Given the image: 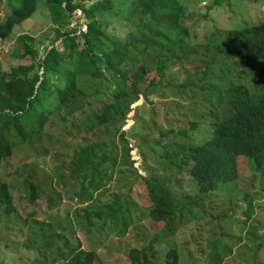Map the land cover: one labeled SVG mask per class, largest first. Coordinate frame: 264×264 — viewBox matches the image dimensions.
<instances>
[{"label":"trees","instance_id":"1","mask_svg":"<svg viewBox=\"0 0 264 264\" xmlns=\"http://www.w3.org/2000/svg\"><path fill=\"white\" fill-rule=\"evenodd\" d=\"M45 2L55 24L51 42L39 53L33 36L28 32L19 33L13 53L19 58L29 55L31 62L0 70V167L15 147L8 129L14 127L21 142H31L44 131L45 122L54 119L60 110L68 108L67 113H70L81 109L82 112H78L81 122L74 124L87 128L80 127L84 133L81 132V139L76 142L67 168L69 177L81 176L80 188L75 193L91 199L81 206L83 225L101 228L108 220L119 217L125 226L130 220L122 211L129 210V205H125L128 201L117 195L101 197L104 191L101 187L105 179L111 178L115 160L109 166L95 161L93 155L100 144L87 136L88 129L109 126L116 123L117 118L123 119L124 109L129 110L123 97L137 99L142 93L145 100L152 103L149 90L162 83L175 86L180 94L184 92L186 96L176 95L185 97L189 104L188 125L175 129L170 122L158 126L153 119L154 130H143L145 141L160 138L155 139L156 145H160L158 156L162 171L159 175L152 170L140 173L136 167L129 171L131 176L140 178L139 189L147 205L144 214L152 221L162 222L160 232L156 230L147 244L128 246L127 260L106 264H156L154 239L166 232L172 233L177 225L173 222L178 208L188 207L193 216H198L200 211L202 215L208 214L205 223L211 230L218 231L219 220L225 218L226 208L232 203L233 187H229L232 180L240 189L257 186L258 199L263 196L264 182L251 181L247 186L243 182L252 177L249 172L254 173L258 182L264 178V8L249 24L224 29L213 26L210 36L204 41H195L193 27L185 22L192 10L182 0ZM223 3L224 0H212L207 5L212 8ZM229 5L232 6L230 2ZM36 6L37 0H19L0 22V36H7L13 25L30 16ZM77 7L83 10L87 25V29L80 32H76V26H70L71 13ZM105 11L114 16L110 23L100 22L97 16ZM198 13L199 17L206 15ZM57 40L62 43V49L55 44ZM143 51L144 58L136 65L134 59ZM176 68L197 75L196 80L175 81L171 72ZM152 70L155 75H150ZM89 84L93 87L87 86ZM191 98L194 103L190 105ZM172 101L165 104H180ZM150 116L152 119L154 115ZM170 132L189 139L167 141ZM99 158L103 161L105 155ZM162 174L164 179H160ZM186 174L193 177L194 190L199 196L188 195L180 204L172 195L166 177ZM39 183L25 179L31 200L39 198ZM12 194V185L0 173V205L6 215L18 210ZM45 198L51 205L54 198L51 195ZM195 199L201 200L199 210L195 208ZM217 199L226 205L218 207ZM258 199L251 213L246 212L249 209L246 207L235 221L248 226L251 244L259 249V259H264V232H259L261 226L258 225L264 216L261 215L263 210L256 216L261 205ZM35 212L33 208L29 214ZM190 228L192 236L200 238L204 255L212 238L197 233L198 224ZM36 233H39L35 246L38 253L28 264H92L96 259L94 249L80 247L79 242L74 243L51 222H40ZM212 241L217 243L216 239ZM180 259L179 248L174 244L166 249L163 264H179ZM222 259L229 263L227 255L211 251L204 259L198 257L197 262L219 264Z\"/></svg>","mask_w":264,"mask_h":264},{"label":"rangeland","instance_id":"2","mask_svg":"<svg viewBox=\"0 0 264 264\" xmlns=\"http://www.w3.org/2000/svg\"><path fill=\"white\" fill-rule=\"evenodd\" d=\"M18 1L0 0V22ZM210 1L212 0H182L192 10L185 18V22L193 27L195 41H204L210 36L213 26L224 29L249 24L256 20L255 17L264 8L262 7L264 0H224L225 4L209 8L207 3ZM82 12L83 10L80 12L77 9L71 13L70 26H73L75 18L78 21L84 17L85 20ZM197 12L206 13V15L199 17L200 14ZM97 16L102 23H110L114 17L108 11L98 13ZM54 26L45 0H37L36 9L30 16L15 23L7 36H0V70H8L19 63L31 62L29 55L19 58L13 53L19 33H30L36 41L39 53H42L55 34ZM55 44L60 49L63 48L60 40H57ZM140 56L134 59L136 65L141 58H144V51ZM174 71L171 75L175 81L196 80L197 78V75H190L186 69L176 68ZM150 75H155V70L150 71ZM52 79L56 83L53 75ZM87 86L93 87L91 84ZM176 94L186 96L184 92L182 94L177 92L175 86L162 83L150 88L149 96L152 100L150 104L142 93L137 99H132L131 96L123 97V103L129 104V110L124 109L123 119L117 118L116 123L109 126L104 124L90 128L92 130L88 129L86 133L91 140L99 141L100 145L96 154L93 155L96 162L101 161L103 165L109 166L115 160L111 178L107 181L105 179L101 187L104 190L101 197L110 198L117 195L128 201L125 205H129V210L123 209L122 211L130 220L125 226L119 217L108 220L101 228L97 226L87 228L83 225L84 217L81 206L86 205L91 199H85L84 195L79 196L75 193V190L80 188L81 176L75 174L72 178L69 177L67 168L69 159L75 152L76 142L81 139V132L84 133L80 127L87 128L85 125L76 127L74 124L81 122L82 116L78 113L82 112L81 109L70 113H67L68 108L60 110L57 112L59 114L54 115V119L45 122L44 131L38 137H33L31 142H21L15 128L8 129L7 134L15 141V147L13 153L0 167V173L12 185L13 201L18 210L6 215L3 206L0 205V264H28L34 261L38 253L35 248L36 241L39 240V237H36L39 233L36 231H39L42 221L51 222L58 231L65 233L67 238L74 243L79 242L80 247L94 249L96 259L92 264L127 260L128 246L147 244L156 234V230L159 231L162 222L152 221L144 214L147 205L146 197L139 189L141 187L140 178L135 175L131 176L129 171L134 167L138 168L140 173L152 170L154 174L159 175L162 171L158 156L160 145L155 143V139L159 137L145 141L147 137L143 130L149 128L154 130L156 124L152 122L153 119L158 126H165L166 122H170L175 129L188 125L186 115L190 114L187 109L189 104L185 97H179ZM172 100L180 104H176L177 102L172 105L165 104L166 101L173 102ZM190 101V105L194 103L193 98ZM150 115H154L152 119ZM185 139L189 137L176 132H170L167 135V141L170 142ZM101 155H105L103 161L99 158ZM37 161L40 163L36 164ZM120 170L125 172L121 174ZM249 174L252 177L243 182L245 186L251 181H254V184L264 182V178L258 182L253 172ZM29 178L40 182L38 185L39 198L35 200L29 197L28 187L25 185V179L29 180ZM160 179H164L163 174L160 175ZM166 180L170 183L172 195L179 203L185 202L189 198L188 195L199 196L194 190L193 177L189 174L175 176V178L166 177ZM130 184L133 186L130 187ZM229 187H233L230 192L232 203L226 208L225 218L219 220L218 231L211 230V227L205 223L204 218L208 214L202 215L200 211L198 216H193L188 207L177 209L174 215L175 222H173L177 223L176 229L173 228L172 233L166 232L154 239L156 264H163L166 249L174 244L180 251L179 264H198V257L204 259L211 251L229 257V263L222 259L219 264H264V259H259V249L251 244L248 226L245 227L235 221L242 211H246V207L249 208L247 213L253 211V204L259 196L258 187L252 185L247 189H240L237 182L233 180ZM96 193V190L93 191L94 200ZM124 193L126 196H123ZM47 195L54 198L51 205L47 203L45 198ZM258 201L261 205L258 207L256 216L260 215L262 210L261 215L264 216V194L260 195ZM97 202L100 201L97 200ZM200 202L201 200L196 201L197 210H199ZM216 203L218 207L226 205L219 199ZM33 208L36 212L29 214ZM193 224H198L197 233L200 232L203 236L216 239L217 243H214L212 239L209 240L210 245L205 247L204 255L200 238L195 239L191 234L190 226ZM262 224L264 225V219L261 224H258L261 226L259 232H264ZM48 264H59V262Z\"/></svg>","mask_w":264,"mask_h":264},{"label":"clouds","instance_id":"3","mask_svg":"<svg viewBox=\"0 0 264 264\" xmlns=\"http://www.w3.org/2000/svg\"><path fill=\"white\" fill-rule=\"evenodd\" d=\"M77 9H79V11L81 12V8L80 7H77L76 9H74L75 11L77 10ZM73 10V11H74ZM72 11V12H73ZM82 15H83V12H82ZM74 26H76V32H80V31H83V30H86V29H80V26L82 25V24H84L85 25V27L87 26L86 24H85V22H84V17L83 18H80L78 21L76 20V18H75V20H74V22L72 23Z\"/></svg>","mask_w":264,"mask_h":264},{"label":"built area","instance_id":"4","mask_svg":"<svg viewBox=\"0 0 264 264\" xmlns=\"http://www.w3.org/2000/svg\"><path fill=\"white\" fill-rule=\"evenodd\" d=\"M80 29H85V25L82 24V25L80 26Z\"/></svg>","mask_w":264,"mask_h":264}]
</instances>
